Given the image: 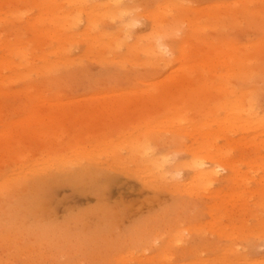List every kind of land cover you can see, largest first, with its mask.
Masks as SVG:
<instances>
[{"label":"rangeland","instance_id":"rangeland-1","mask_svg":"<svg viewBox=\"0 0 264 264\" xmlns=\"http://www.w3.org/2000/svg\"><path fill=\"white\" fill-rule=\"evenodd\" d=\"M0 264H264V0H0Z\"/></svg>","mask_w":264,"mask_h":264},{"label":"bare ground","instance_id":"bare-ground-1","mask_svg":"<svg viewBox=\"0 0 264 264\" xmlns=\"http://www.w3.org/2000/svg\"><path fill=\"white\" fill-rule=\"evenodd\" d=\"M119 15H121V16H124L125 15V12L123 11V10H119L118 12H117ZM121 13V14H120ZM153 52H154V55H155V57H162V56H164V55H168V54H173V52L171 51V49H170V47L166 44V43H162V42H158V43H156L154 46H153ZM241 109V108H240ZM239 109V111L236 113V116L237 117H235V118H241L242 117V115H243V112L245 111H241ZM249 109V108H248ZM250 109H252V108H250ZM250 111V110H249ZM247 112H248V110H247ZM246 112V114L247 115H252V116H254L252 113H254V112H252V113H250V114H248ZM251 112V111H250ZM218 172V168H213V169H211L208 173H211V174H216Z\"/></svg>","mask_w":264,"mask_h":264}]
</instances>
